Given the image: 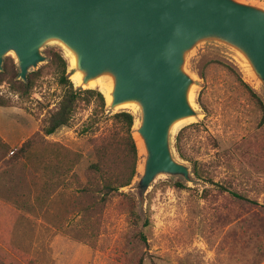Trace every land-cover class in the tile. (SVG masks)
Returning <instances> with one entry per match:
<instances>
[{
	"label": "rangeland",
	"instance_id": "374dc122",
	"mask_svg": "<svg viewBox=\"0 0 264 264\" xmlns=\"http://www.w3.org/2000/svg\"><path fill=\"white\" fill-rule=\"evenodd\" d=\"M250 1L264 7V0ZM41 52L46 60L33 70L38 74L28 92L13 91L7 81L0 84V108L24 134L15 149L0 137L10 150L5 158L29 137H34L30 150H43L47 159L52 144L58 143L80 153L75 166L78 179L49 190L41 187L43 177L40 180L28 162L24 166L23 158L0 166V264H251L258 260L257 264H264V89L237 51L206 40L186 55L197 115L174 125L173 154L192 172L195 164L210 181L197 179L194 173L199 182L159 175L140 207L132 189L143 161L134 137L139 113L130 106L115 110L134 116L136 173L119 191L133 200L142 218L138 224L120 208L118 195L110 196L101 210L93 205L88 218L79 209L69 210L78 196L77 187L86 181L87 166L95 159L93 140L110 122L92 123L91 109L80 106L69 124L50 135L41 133L43 120L62 93L51 62L53 53L65 60L72 80L69 54L59 42L46 43ZM4 60L7 75L14 73L16 78L13 54L7 53ZM89 83L84 88H93ZM7 116H1L0 122L10 125ZM180 129L188 160L174 147ZM177 181L185 187L176 186ZM228 190L246 199H237ZM146 218L149 225L143 227ZM138 231L144 232L145 242Z\"/></svg>",
	"mask_w": 264,
	"mask_h": 264
},
{
	"label": "water",
	"instance_id": "95a60500",
	"mask_svg": "<svg viewBox=\"0 0 264 264\" xmlns=\"http://www.w3.org/2000/svg\"><path fill=\"white\" fill-rule=\"evenodd\" d=\"M206 40L237 51L264 89V7L250 0H0V71L11 52L16 78L26 81L46 60L41 48L56 41L74 61L70 75H81L75 87L110 81L107 114L137 109L140 207L159 175L199 182L174 156L171 137L176 122L197 115L185 61Z\"/></svg>",
	"mask_w": 264,
	"mask_h": 264
},
{
	"label": "trees",
	"instance_id": "16d2710c",
	"mask_svg": "<svg viewBox=\"0 0 264 264\" xmlns=\"http://www.w3.org/2000/svg\"><path fill=\"white\" fill-rule=\"evenodd\" d=\"M51 62L54 66L56 81L60 85L62 93L55 109L49 111L43 120L40 129L41 133L50 135L62 126L69 124L80 106H86L91 109L89 120H93L92 123L101 120L110 122L93 140L92 150L95 159L87 166L86 181L83 185L77 187L78 196L73 200L69 210L79 209L84 217L88 218L87 211L93 205L101 210L110 200V196L118 195L121 198L120 208L127 212L128 218L131 219L132 223L138 224L142 218L137 214L133 200L130 195L119 191L120 188L131 183L136 173L138 156L136 143L132 136L134 116L128 111L106 114V101L100 90L75 87L66 72V62L60 54L53 53ZM4 63L5 60L0 71V84L3 81H7L13 91L17 93L28 92L32 87L33 80L37 77L38 71L28 72L27 80L22 81L15 78L14 73L8 76L7 67ZM182 133L183 129H180L176 134L174 147L181 158L188 160L182 149ZM33 139L34 137L27 138L8 158L5 157L10 150L7 144L0 139V146L4 147H0L2 150L0 166L18 158H23L25 160L24 166L28 162L33 173H37L40 180L43 177L41 187L49 190H56L57 187L64 185L67 180L78 179L75 166L80 159L79 152L65 149L62 145L54 143L49 152H47L49 155L47 159L44 157L43 150L38 152L30 150ZM193 173L197 179H201L204 182L210 181L207 176L199 172L195 164L193 165ZM175 185L179 188L185 187L181 181H177ZM223 190L226 189L223 188ZM228 192L237 199H246L243 195L233 190H228ZM148 225L149 222L146 218L143 220L142 226L146 227ZM137 236L142 242L146 241L144 232L138 231ZM258 261L251 264H257Z\"/></svg>",
	"mask_w": 264,
	"mask_h": 264
},
{
	"label": "crops",
	"instance_id": "0c3cea01",
	"mask_svg": "<svg viewBox=\"0 0 264 264\" xmlns=\"http://www.w3.org/2000/svg\"><path fill=\"white\" fill-rule=\"evenodd\" d=\"M6 110L4 108H0V117L1 116H7ZM8 117V116H7ZM9 122L11 124H5L0 122V137L3 138V140L8 143V145L15 149L21 141L24 139L23 130L16 128V122L12 117H8ZM9 127V129H7Z\"/></svg>",
	"mask_w": 264,
	"mask_h": 264
},
{
	"label": "bare ground",
	"instance_id": "6f19581e",
	"mask_svg": "<svg viewBox=\"0 0 264 264\" xmlns=\"http://www.w3.org/2000/svg\"><path fill=\"white\" fill-rule=\"evenodd\" d=\"M69 62H70V65L71 66L74 64V61H73L72 57H69ZM71 78H72V81L75 84H79L80 83L81 75H80V73H73L71 75ZM89 86L100 90L103 93L106 101H109L110 100L111 84H110V81L109 80H107V82L106 81L105 82H103V81L100 82L99 80H97V81L96 80H93V81H90ZM185 121L186 120H184V121L183 120L182 121H178V122H176L175 126H179L180 124H182V122H185ZM134 137H135L136 142L138 144L139 150L142 151V143H141V140L139 139V137L136 134H135ZM139 153H141V152H139ZM139 170L140 171L142 170V165L139 166Z\"/></svg>",
	"mask_w": 264,
	"mask_h": 264
}]
</instances>
